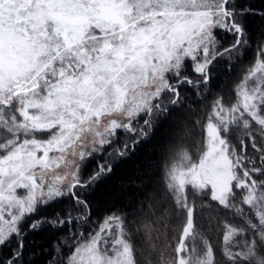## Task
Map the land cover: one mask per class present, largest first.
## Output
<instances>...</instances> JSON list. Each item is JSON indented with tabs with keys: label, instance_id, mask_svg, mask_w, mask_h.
<instances>
[{
	"label": "snow or ice",
	"instance_id": "1",
	"mask_svg": "<svg viewBox=\"0 0 264 264\" xmlns=\"http://www.w3.org/2000/svg\"><path fill=\"white\" fill-rule=\"evenodd\" d=\"M0 264H264V0H0Z\"/></svg>",
	"mask_w": 264,
	"mask_h": 264
},
{
	"label": "trees",
	"instance_id": "2",
	"mask_svg": "<svg viewBox=\"0 0 264 264\" xmlns=\"http://www.w3.org/2000/svg\"><path fill=\"white\" fill-rule=\"evenodd\" d=\"M235 71H236V73L238 74L239 71H240L239 67H237ZM218 90H219V89H214V91H218Z\"/></svg>",
	"mask_w": 264,
	"mask_h": 264
}]
</instances>
